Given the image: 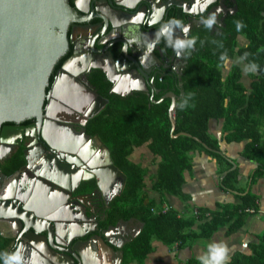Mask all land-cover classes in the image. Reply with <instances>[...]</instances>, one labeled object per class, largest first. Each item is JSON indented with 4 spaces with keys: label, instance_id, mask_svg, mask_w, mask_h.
I'll use <instances>...</instances> for the list:
<instances>
[{
    "label": "trees",
    "instance_id": "1",
    "mask_svg": "<svg viewBox=\"0 0 264 264\" xmlns=\"http://www.w3.org/2000/svg\"><path fill=\"white\" fill-rule=\"evenodd\" d=\"M234 4L235 10L225 15L224 25L218 33H209L203 24L190 35L189 39L196 38V43L192 49L185 51L186 61L181 69L179 87H172L173 81L169 79H155L158 90L151 95L153 99L166 89L175 94L171 131L168 96L159 101H150L149 95L143 91L121 96L108 92L109 82L102 80L101 73L89 77L90 83L97 84L96 92L106 101L88 119L86 131L95 132L105 143L112 163L124 174L122 188L108 202L98 225L103 226L118 217L142 222L139 231L121 245L120 264L132 260L139 264L151 250L152 239L166 245L174 244L178 248L196 238L209 237L223 225H226L225 233L229 234L242 224L244 216L257 213L247 211V208H257L256 195L248 190L243 192L246 185H236V169H228L230 163L218 150V139L208 131L209 120H220L221 137L225 141L243 140L242 155L255 163L249 182L264 174V0H234ZM237 22L243 24L240 31L236 29ZM237 36H241L244 42L239 43ZM70 49L68 44L61 59L70 53ZM245 53L247 58L241 61ZM222 55L230 60L224 74L221 72L225 62L220 59ZM239 62L259 66L257 72L246 74L249 78L247 85L243 83ZM54 68L49 74L48 85ZM189 93L192 96L187 106L181 109L179 105ZM179 131L188 135L171 136ZM140 145L153 159L157 158L155 162L153 159L150 161L155 165L153 172L148 173L147 166L129 158L132 148ZM194 150H202L212 156L218 174L228 169L221 176L219 185L222 189L233 191L237 201L225 203L207 214V209L199 206H194V214L193 206L187 204L182 214L168 205L164 212H152L150 207L158 208L161 202L166 203L165 195L187 201L181 185L183 171L190 167L189 151ZM22 162L18 149L0 165V170L7 174ZM146 176L151 182V189L157 192V198L148 197L145 193ZM91 185L92 182L85 183L83 189L88 190ZM4 243L0 244V253L11 252L4 247ZM247 247V252L233 251L226 264H264V229L254 235V240ZM0 264H3L2 258Z\"/></svg>",
    "mask_w": 264,
    "mask_h": 264
},
{
    "label": "flooded vegetation",
    "instance_id": "2",
    "mask_svg": "<svg viewBox=\"0 0 264 264\" xmlns=\"http://www.w3.org/2000/svg\"><path fill=\"white\" fill-rule=\"evenodd\" d=\"M86 2V11L81 14L87 15L86 19L77 23L70 22L68 26L70 42L67 41V46L70 44L71 49L67 56L74 54L77 57L69 62L63 70L65 72V76H61L63 86L56 93L58 98H55L54 105L52 104L53 106L49 111H46L47 113H45L46 109H41L38 124L34 117L22 118L15 123L9 121L0 123V125L9 127L6 130L7 141L0 143V145L2 144L0 165L4 164L16 150L20 149L22 153L26 147L25 153L29 159L28 167H24L25 160L23 159L19 166L9 173L3 174L0 186L2 184L10 185L9 182L14 171L17 172V181L31 184L29 170L31 172L37 168V173H35L37 175L32 180L35 182L32 185L36 188L37 176H40L38 173H43L36 192L38 201L43 202L46 199V202L51 200L53 202L54 199H62L61 204L58 205L59 208L51 210V213L64 217L65 221L73 222L74 226H77L75 232L81 233L80 236H73L69 241H67L69 238L59 239L63 245H60L55 256L58 257L57 260L60 264L76 263L73 258H68L64 251L65 248H69V244L73 240L83 241L90 235L100 233V230L110 224L108 235L113 238L114 242H119L122 245L133 237L131 234L140 224L139 221L130 217H118L103 226L98 225V220L103 217V210L108 206V202L119 193H115L119 176L114 175L110 184L102 183L100 189L94 182L95 176H90L97 169L105 166V162H103L105 153L102 145L105 147L106 145L95 132L88 133L86 131L85 124L88 119L104 105L102 104L89 117L84 116L85 112L88 113L93 110L94 106H98V101H93L94 96L86 91L91 89L96 92L95 85L97 86V84L93 81L90 83L89 77L101 73L102 80L109 82L108 92L122 96L133 91H143L149 95L151 101L153 99L151 95L158 90L155 86V79H169L173 81L172 87L174 88L181 85L180 73L186 61V49L181 51V56L178 58L174 48L167 44L166 38L158 36L162 25L170 20L180 21V26L173 28V40L177 38L189 39L190 35L196 32V29L204 24L203 21L212 14H215L216 23L211 28L207 27L208 32L218 33L224 25L225 15L235 10L234 0H213V3L208 4L203 11L200 10L199 5L193 11L196 0H127V4H134L129 7L107 3L106 0H87ZM204 3L205 0H199L200 5H204ZM161 7L165 9L162 17L156 23H152L153 13ZM76 12L80 15L78 11ZM141 14L143 15L141 16ZM184 26H189L186 35L182 30ZM149 44L155 46L149 49ZM137 55L141 63L136 60ZM67 56L61 59V62ZM60 64L54 68L49 85L48 82L46 84L45 91L47 93L51 92V84L56 78ZM71 76L79 84L71 80ZM142 83L145 86L144 89L141 88ZM112 88H117L124 94L113 92ZM167 91L171 90L166 89L160 95ZM47 98H44L43 103L47 101ZM41 134L48 138L47 143L42 141ZM94 135L97 136L98 141L93 138ZM55 145L58 147L57 149ZM140 146L144 148L143 145ZM132 150L129 158L134 161ZM65 157L71 158L72 163H66ZM113 165L117 168L115 164ZM56 182H65L67 190L60 189ZM91 182V187L84 190L85 183L90 184ZM102 188L105 191L104 195ZM10 191L11 187L7 188L6 193ZM36 197L34 196L35 199ZM114 224L115 228H112ZM10 231L7 230L3 232V236L0 235V244L5 242L4 247L9 248L12 252L17 242L14 237H7L10 235ZM94 241L96 240L92 241L91 246L88 245V251L84 252V264H90L89 262L103 264L101 255L98 256L99 251L97 252L93 248L94 244L97 245V242ZM111 248L116 250L114 246ZM29 249L27 248L24 253L25 260L30 264L33 251ZM46 250V248L43 251L35 248L34 251L42 264L50 262L47 255L50 251ZM102 258L109 259L106 263L111 264L114 256L108 255V252L103 250ZM120 260L118 264H120Z\"/></svg>",
    "mask_w": 264,
    "mask_h": 264
},
{
    "label": "water",
    "instance_id": "3",
    "mask_svg": "<svg viewBox=\"0 0 264 264\" xmlns=\"http://www.w3.org/2000/svg\"><path fill=\"white\" fill-rule=\"evenodd\" d=\"M86 1L87 0H0V123L4 121L15 123L22 118L34 117L36 119V124H38L41 109H46L45 113H47L46 111H49L54 105L56 101L55 98H58L56 93H58L63 86L61 82L63 80L61 76H65L63 70H65L67 64L74 60V58L76 59L77 56L70 54L61 62L57 70L56 78L51 84L50 93L45 91L47 80L50 72L66 52L67 41L70 42V40H68L69 23H77L87 17V15H81L86 11ZM106 1L107 3L120 5L121 7L134 5L133 3L132 5L127 4V0ZM76 11H78L80 15L77 14ZM136 60L141 63L138 55ZM91 65L96 67L99 66L97 64ZM72 73H74V71H72ZM70 79L79 84L72 76ZM141 88H145L143 83ZM86 91L94 96L93 101H98V106H94L93 110L88 113L85 112L84 116L89 117L104 104L106 99L91 89ZM112 91L124 94L123 91H119L117 88H112ZM165 95H168L170 98L167 113L170 121L169 129L171 131L173 128L172 107L175 99L174 93L172 91H167L160 95L159 98L155 100L151 99V101H159ZM44 98H47L45 103H43ZM10 127L12 128L13 126ZM8 129L9 127L0 125V143L7 141L6 130ZM177 134L188 135L186 132L179 131L171 134V136ZM41 136L43 142L48 140L43 134H41ZM93 138L98 141L96 135H94ZM45 143H47V141ZM1 146L2 144L0 145V155L2 154ZM55 147L56 149L58 148L56 145ZM25 149L22 150L21 154L25 160L24 167H28L29 159L25 153ZM102 149L105 153V160L103 161L105 162V166L100 167L95 173L90 174V176H95L94 182L96 187L100 189L102 183L110 184L113 176L118 175L119 183L115 189V193H118L124 180V174L111 163L108 151L104 145H102ZM55 152H57V150ZM64 160L66 163H72V159L69 157H65ZM234 166V163L231 162V166L228 169H232ZM228 169L223 170L222 174ZM29 173L31 174V184L17 181V172L14 171L11 177L12 179L9 182L10 185L2 184L0 186V235L3 236V232L11 230L10 235H7V237H14L17 242L13 251H15L16 247L20 244L24 246L25 250L30 248L29 250L33 252L35 248L39 250H41V248L45 250L46 248V251L51 252L47 254L50 258V262L46 264H60L57 260L58 257L55 256L60 249V245H63V242L59 239L69 238L67 240L69 241L73 236L78 237L81 233H71L70 222L63 219L61 220L54 215V213H51V210L55 208L57 210L59 208L58 205L61 204L60 202L62 199H54L53 202L52 200L46 202V199L43 200V202L41 200L38 201L36 192L41 178H43V173H38L40 176H37V188L32 185L35 184L32 180L34 176L37 175H35V173H37V168L31 170V172L29 170ZM2 176L3 173L0 172V180ZM219 179H221V177H219ZM53 181H55V179H53ZM0 183L2 182L0 181ZM56 183L60 189L67 190L65 182ZM9 187H11V191L6 193ZM104 193L105 191L102 188V194L104 195ZM35 208L41 212H37ZM141 225L142 222H140L139 227L131 236H134L138 232ZM110 227V224L106 225L100 230V233L90 235L83 241L73 240L69 244V248L64 249L67 253L66 256L68 255V258H73L76 261L75 264H84V252L88 251V245L91 246L92 241L95 239L96 241L94 242H97V245L94 244L93 248L95 251H99L98 256L101 255V262L107 264L106 262L109 260L102 258L103 250H105L108 252V255L114 256L113 260H111V264H118L122 254L120 249L121 243L114 242L113 238L108 235V229ZM112 228H115V224ZM91 229L93 230L94 227ZM111 246H114L116 250H113ZM23 255L26 259L25 253H23ZM94 263H96L95 260Z\"/></svg>",
    "mask_w": 264,
    "mask_h": 264
},
{
    "label": "crops",
    "instance_id": "4",
    "mask_svg": "<svg viewBox=\"0 0 264 264\" xmlns=\"http://www.w3.org/2000/svg\"><path fill=\"white\" fill-rule=\"evenodd\" d=\"M220 126V120H209L208 131L218 139V150L225 160L230 163V166L231 162L234 163L236 185H246L244 190L256 195L255 203L259 212L244 216L242 224L229 234L225 233L226 225H223L217 228L209 237L196 238L189 244L178 248L174 244L166 245L159 240L152 239L150 241L151 250L139 264H199L198 256L212 242H224L228 246L229 255L235 250L247 252V244L254 240L255 234L264 229V174L256 176L255 179L249 182L250 172L255 163L242 155L244 141H225L221 137L223 132H221ZM142 148L141 146L133 147V160L139 162L142 166H147L148 173L153 172L155 165L150 163L153 156L147 150L148 154H145ZM189 154L190 167L183 171L184 181L181 185V191L187 196V201L185 200V202L174 195H165L163 198H165L166 204L175 209L178 214L184 212L185 204L205 208L207 209L205 214H207L210 210L218 209L225 203L236 202L235 193L222 189L219 185V177L223 174L222 172L217 173L215 159L202 150L189 151ZM156 160L157 158L153 159L154 162ZM145 178V193L148 197L157 198V192L150 187L151 182L148 176ZM161 203H164V201ZM127 264L138 263L132 260Z\"/></svg>",
    "mask_w": 264,
    "mask_h": 264
},
{
    "label": "clouds",
    "instance_id": "5",
    "mask_svg": "<svg viewBox=\"0 0 264 264\" xmlns=\"http://www.w3.org/2000/svg\"><path fill=\"white\" fill-rule=\"evenodd\" d=\"M213 3V0H205L204 5L199 4V0H196V5L193 6V11L196 9V6L199 5L200 10L203 11L204 8L208 5ZM165 9L161 7L160 9H157L153 13L152 17V23H156L164 13ZM143 14H141L142 16ZM204 25L208 28H211L216 23V17L215 14H212L208 19L203 21ZM180 26V21L178 20H170L169 22L162 25V27L159 30L158 36H164L166 38L167 44L174 48L176 56L179 58L181 56V51L184 49H192L196 43V38L192 39H175L173 40V28ZM243 27V24L241 22L236 23V29L237 31H240V29ZM183 33L186 35L189 31V26L183 27ZM154 44H149V49L153 48ZM126 51V49H124ZM190 54V53H189ZM247 53L244 54L240 58V60H244L247 58ZM221 61L226 62V55H222L220 57ZM259 69V66L255 63H249L246 65L243 69L245 74L249 73H255ZM192 96L191 93L188 94V97L183 99L181 104L179 105L181 109H184L188 104V99H190ZM175 107V104L173 105ZM41 250H43L41 248ZM25 249L22 244L18 245L16 247V250L13 252H4L0 253V258L3 259V264H29L27 260H25V257L23 255ZM229 257V249L228 246L224 242H212L207 245L206 249L203 250L200 255L198 256V259L200 261V264H226ZM30 264H42V261L39 260L36 253H32V259Z\"/></svg>",
    "mask_w": 264,
    "mask_h": 264
},
{
    "label": "rangeland",
    "instance_id": "6",
    "mask_svg": "<svg viewBox=\"0 0 264 264\" xmlns=\"http://www.w3.org/2000/svg\"><path fill=\"white\" fill-rule=\"evenodd\" d=\"M238 39H237V41L239 42V43H243L244 42V40H243V38L241 37V36H238L237 37ZM229 63H230V60L229 59H227L226 60V62H224V65H223V67L221 68V72H222V74H224L225 72H226V70L228 69V67H229ZM240 63V65H241V67H242V71H243V69H244V67L246 66L244 63H242V62H239ZM242 79H243V83L245 84V85H247V82H248V77H247V75L245 74V72L243 71V76H242ZM142 148V147H141ZM142 150H143V152L145 153V154H148L147 152H146V149L145 148H142ZM254 179H255V177H254Z\"/></svg>",
    "mask_w": 264,
    "mask_h": 264
},
{
    "label": "built area",
    "instance_id": "7",
    "mask_svg": "<svg viewBox=\"0 0 264 264\" xmlns=\"http://www.w3.org/2000/svg\"><path fill=\"white\" fill-rule=\"evenodd\" d=\"M167 204L166 203H161L160 205H159V207L158 208H153V207H150V210L152 211V212H164V211H166V209H167ZM247 211L248 212H259V210L256 208V209H253V208H247ZM192 212L195 214L196 213V209L193 207V209H192Z\"/></svg>",
    "mask_w": 264,
    "mask_h": 264
},
{
    "label": "bare ground",
    "instance_id": "8",
    "mask_svg": "<svg viewBox=\"0 0 264 264\" xmlns=\"http://www.w3.org/2000/svg\"><path fill=\"white\" fill-rule=\"evenodd\" d=\"M47 138V137H46ZM48 139V138H47ZM100 160V159H99ZM5 193V192H4ZM9 193V192H8ZM36 209V211L37 212H41V211H39V210H37V208H35ZM59 219H64V217H61V216H58V215H56ZM70 227H71V233L72 232H75L76 231V229H77V226H74L75 224L73 223V222H70ZM90 264H92V262H90Z\"/></svg>",
    "mask_w": 264,
    "mask_h": 264
}]
</instances>
